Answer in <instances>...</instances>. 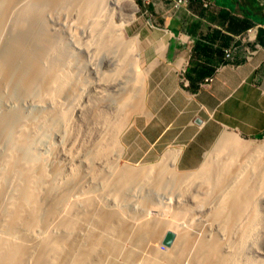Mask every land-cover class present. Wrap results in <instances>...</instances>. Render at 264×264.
I'll list each match as a JSON object with an SVG mask.
<instances>
[{"label": "bare ground", "instance_id": "1", "mask_svg": "<svg viewBox=\"0 0 264 264\" xmlns=\"http://www.w3.org/2000/svg\"><path fill=\"white\" fill-rule=\"evenodd\" d=\"M53 2L55 4L56 2L66 3L68 7L66 9L74 10V13L70 14L73 15V19L69 21L67 28L68 36L74 42H69L72 48L76 47L78 49L79 54L87 56L91 55V49L108 48L110 36L114 40V34L117 39V41L115 40L116 44H121L123 37L120 27L130 22L133 19L134 11H136V5L132 0H56ZM51 5L50 0H0V32L6 34V41L9 43L7 47H1L3 50L0 52V264H74L78 256V264H100L116 249L112 231L113 233L119 231L123 226V229L128 231L133 228L132 225L138 220L135 216L124 213V209L127 207L125 204L133 198H137L135 194L137 190L135 189L138 186L140 187L143 184L145 188L152 190L154 194L162 193L165 199L168 200L167 203H176L182 200V195L176 193V189L171 185L172 182L173 185L189 182L192 176L163 179L162 173L164 172L163 167H165L163 165L156 169L140 168L137 170L117 169L115 166H108L106 172L98 177V185L102 190L100 197L103 199L100 200L99 204L101 215L97 213V204L90 201L87 204L88 210L84 205L82 206L87 210L89 218L86 217L87 215H83L80 216V220H74V217H77L80 213L79 204L81 202H77L74 206H66L67 198L72 190L68 179L72 180L70 178L66 179L62 169L54 161L55 150L52 148L50 140L46 141L47 139H44V136L46 133L52 132L57 135L58 131L63 132L67 125L66 113L71 111L72 108L78 109V89H80L78 85L81 86L78 83V76L81 69L76 67L68 70L67 60L66 62L62 59L50 61L49 58L48 61L42 60L47 51L41 50L40 47L49 48V46H52L51 44H38L39 51L30 52L21 43L24 39L22 38L24 36L21 37V32L30 22H34L33 17L35 16L33 15L43 16L44 13L46 14L45 10L47 11ZM80 15L85 16L81 17ZM78 21L84 23L82 24L84 25L83 28L82 25L78 26ZM7 36L11 40H7ZM126 42L130 43L129 40H126ZM111 47L114 48L113 45ZM111 47L109 46V48ZM116 50L114 54L112 51V55L107 58V63L111 68L106 71L111 72L113 70L114 72H112L115 73L119 70L118 66H123L120 65L121 63L129 61L127 57L124 58L125 52L119 53ZM131 57L130 60L133 59L132 55ZM54 64L58 67L53 68L51 65ZM106 73L101 72L105 79H108L105 76ZM115 74L114 77H116ZM98 77L100 81L101 78H104L100 75ZM82 81L84 82V80ZM118 85L121 86V83H118ZM80 91L83 90L80 89ZM117 93V95H120V90ZM81 94L82 92L79 97L82 96ZM123 100L121 99V101ZM124 104L125 101H123ZM127 110H131V106H128ZM240 148L241 146L232 136L222 135L215 150L218 152L226 151V159L229 162V160L237 158L233 154ZM243 159L244 162L241 161L240 163L242 174L237 173V175L239 177L246 175L245 179L247 180H237L239 183L236 182L240 186L247 185L248 182L252 181V177L262 176L264 173L253 171L255 157L252 154L241 158V160ZM227 162L220 165L211 164L215 167L213 169L215 177L223 174ZM207 167H209L208 161L204 163L202 168L206 169ZM95 170L97 171V169ZM100 170L97 172H100ZM74 177L75 175L72 179ZM258 177L260 178V176ZM126 178L135 180L137 178V181H132L134 184L131 182L130 185H127L130 179L127 180ZM90 180H87L88 187L93 185L92 182L90 184ZM77 182L76 184H78ZM88 187L86 185V188ZM243 187L234 188V190L240 192L244 190ZM104 192L107 194L105 195ZM184 200H186V197ZM140 204L144 205L143 201ZM238 213V211L229 210L227 215L235 217ZM139 214L145 217L149 215V210L147 209ZM255 215L254 212L253 216ZM96 216H99V218H96ZM232 218L209 219L207 214L197 213V215L192 214L185 219L183 225H179L186 232H195L199 240L204 233H214L209 242L199 241L198 244H195V248L201 250L206 257L202 264L206 262L209 264H261L262 259H259L257 254L264 256V251H257V248H253L257 251H255L257 254L254 258L250 257L251 252H249L251 248L249 234L252 230H255L253 226V220L255 219H248L250 217H246V219H241L242 217L240 219ZM77 222L81 226L84 225L85 236H81L80 233L74 235L73 229L81 227L80 225L74 227ZM257 222H260V219ZM226 224L232 225L229 230L233 232L227 231L224 226ZM174 235L173 241L176 237L175 233ZM73 240H76L77 243L72 244ZM120 253L118 252V254Z\"/></svg>", "mask_w": 264, "mask_h": 264}, {"label": "rangeland", "instance_id": "2", "mask_svg": "<svg viewBox=\"0 0 264 264\" xmlns=\"http://www.w3.org/2000/svg\"><path fill=\"white\" fill-rule=\"evenodd\" d=\"M53 1L56 0H50L52 5L50 6L49 9H47V11L45 10L46 14L44 13L43 16H39L37 14L33 15L35 16L33 17L34 22H30L25 27V29L22 30L23 32H21V37L24 36L22 38L25 39V40L22 39L21 43H23L25 46L23 44L22 45L26 47V49L29 50L30 52L39 51L40 48L43 51H47L44 59L42 58V60L46 61L49 58L50 61L54 59H62V61L66 62L67 60L66 65L68 64L67 65L68 70L69 69L72 70L73 68L75 69L76 67H79L81 69L79 70L80 72L78 76L79 78L78 83L81 86L78 85V87H80V89L83 91H80V89H78L79 90L78 109L72 108L71 111L66 113L67 125L63 132L58 131L57 135L56 133L54 134L52 132L46 133L44 136V139L45 138L47 139L46 141L50 140L51 146L55 150L54 161L60 166L64 175H66V179L70 178L72 180L70 181L68 179V182L71 184L72 190L70 192L69 197L67 198L66 206L67 207L74 206V204L76 205L77 202L80 201L81 202V204H79L80 213L77 217H74L75 218L74 220H80V216L87 215V210L89 209L87 204H89L90 201L95 202L97 204L96 207L97 213L98 215H101L99 204L101 202L100 200L102 199L100 197L102 190L98 185V177L106 172V168L108 166H115V168L117 169H131V170H137L140 168L156 169L159 166H162L161 164L163 163H157L151 165L129 164L126 161L120 159L119 156L118 136L121 130L124 128V126L127 125L128 121L133 117V115L136 112L135 109L137 107V102H138L137 92L141 91L140 82L143 78L142 76L144 75L143 66L137 63L139 56L138 53L140 51L138 45H139V40L141 39V37L137 35V31L134 30V27H136L134 23V19H135V13L137 11V7H136V11H134L133 19L130 22L125 23L120 27V31L123 37L122 40L123 41L125 40L124 42L121 41L122 45L116 44L115 40L117 41V39L115 38L116 35L114 34L113 35L114 40H112L113 37L110 36V40L107 46L108 48L103 47L104 49H102L98 47L97 49H91V53H90L91 57H90L84 54L83 55L79 54L77 52L78 49L76 47L73 48L71 47V43L74 41L70 40L68 36L69 33L67 28L69 25V21L73 19V15L70 14L74 13V10L66 9L67 7L66 3L56 2L55 4V2ZM80 16L83 17L85 15L83 16L80 15ZM37 19L39 20L37 21ZM82 24L84 23L81 21L79 22L78 26L80 27ZM83 26L84 25H82V28ZM5 35L6 34L0 32V52L3 50L2 48H4V46L7 47V45L9 44L8 41H6ZM35 37L37 38L35 39ZM39 38H41V40H39ZM9 39L11 40V38L7 36V40ZM126 40H129L131 45L130 43L128 44ZM69 41H71V43ZM80 41L82 42L83 39ZM110 42L112 43L110 44ZM118 42L120 43V41ZM38 44H45V45L51 44L52 46L51 47L49 46V48H45V47L39 48L37 47ZM67 45L70 46L71 48L70 47L67 48L68 47ZM112 45L114 46V48L111 47ZM109 46L111 48H109ZM94 50L97 51L95 52ZM115 50L116 52L119 53L125 52L124 58L127 57L129 60L128 62L124 61L123 63H121L120 65H123L122 67L118 66V69L119 70L121 69L122 71L117 70L115 71L116 74L113 73L114 72L113 70H111V72L113 71L112 73L110 71H106V70H110L109 68H111V66L109 67V64L107 63V58H109V56L112 55V51L114 54ZM119 50L122 52H120ZM131 55L133 56V59L135 58L134 61L133 59L130 60L132 58ZM133 65L135 66L134 68L132 67ZM51 66L53 68L58 67L56 66V64ZM101 72L102 73L107 72L108 74L106 73L105 76L108 79H105L104 75L101 74ZM95 74L97 77L95 76ZM114 74L116 77H114ZM98 75L104 77L103 78L104 80L100 77L102 82L100 81ZM96 78H98L99 80ZM111 78L112 79L115 78V79L112 80ZM79 80L81 81V83ZM82 80H84V82ZM105 80H107L108 82ZM99 81L100 83H98ZM118 83L119 84L121 83V86H119ZM114 84H116L115 86H117V88L113 86ZM130 84H132L133 86ZM123 86L124 88H122ZM125 88L129 90L127 91L125 90ZM119 90H120V95H117L118 94L117 91ZM79 92L80 93L82 92L81 94L82 96L80 97H79L80 94ZM121 92L123 93V95ZM121 99H124L123 100L125 101L124 105ZM121 105L124 106L123 107L124 109L122 108ZM128 106H131V110H127ZM113 108L115 109L114 111ZM229 135L232 136L239 143L240 146L243 145L245 146L246 144L245 141H242L241 139L237 138L232 133H229ZM233 155H236L237 158L232 159L231 161L229 160V162H227L226 151L215 153L214 154L215 157L213 159H210V161L208 162L209 167H207L206 169L202 168L201 170L191 173H181L178 172L176 169L165 165V167H163L164 172L162 173L163 179H168L170 177H183L187 175L190 176L192 175L189 182L187 181L188 183L184 182L173 185L172 182L171 185L173 188L176 189V193L182 195V200H179V202L176 203L173 202L167 203L168 200L165 199L162 193L158 192V194L156 193L154 194L152 190L145 188V185L143 184H141L140 187L138 186L135 189L137 190V192L135 193L137 198L136 199L133 198L131 201H129V203H126L125 205L127 207H125L124 209L125 214H128L130 216H135L138 220H136V222L132 225L133 228H130V230L128 231L123 229L124 226L119 231H115L114 233L112 231L113 237L115 238L114 243L116 244L115 246L116 249L114 250L113 254H111L107 259L102 261L100 264H202V262L205 261L206 257L201 252V250L195 248V244H198L199 241L209 242L213 237L214 233L213 234L209 232L204 233L203 237L199 240L196 237L195 232L194 233L186 232L183 230L182 227H180L181 225H183L185 219H187L192 214L197 215V213L198 214L205 213L207 214V217L209 219H219V218L231 219L232 217L235 219H240L241 217H242L241 219L244 218L246 219V217L247 218L250 217L248 219H255V220L257 219L256 221L253 220L254 223L253 226L255 230H252L251 233L249 234L250 236L249 244H251L250 245L251 248L249 249V252H251L250 254L251 256L250 255L249 256L253 258L256 257L255 256V254H257L255 253L256 250L264 251V217H263L264 216V204H263L264 173L262 174V176L258 175L260 176V178L258 176L252 177L251 180L253 182L250 180L251 182H248L247 185L246 184L241 185L242 187L245 186L243 187L244 188L243 191L238 192V190H234V188H242L240 184H238L239 180H247V179H245L246 175L241 176L242 178L237 175V173L242 174L240 163L241 161L244 162V159L241 160L240 158L241 156L240 150L234 152ZM225 162H227L226 163L227 167L226 169H224L223 174L219 176L220 178L215 177V174H213L214 173L213 169H215V167H213V165L211 164L220 165ZM84 164H86L87 166L85 167ZM101 166H103L102 169ZM95 169H97V171L100 169L101 170L100 172H97ZM94 170L96 173L93 172ZM201 171L202 173H200ZM253 171L260 172L261 170L254 166ZM87 172L88 174H86ZM74 175L75 177L74 179H72ZM126 177L128 176L126 175ZM126 179L128 180L130 178H126ZM233 179L235 181H231ZM87 180H90V184L93 183V185H90L91 187L90 186L88 187ZM132 181H137V178L136 180L133 178L128 180L127 185H130ZM76 182L79 185L76 184ZM132 184H134V182H132ZM75 185L76 187H74ZM83 185L85 186V188ZM86 185L88 188H86ZM104 194L106 195L107 193L104 192ZM73 197L74 199H72ZM185 197L186 200H184ZM142 201L144 205L140 204V202L142 203ZM83 205L87 210H85V208L82 207ZM176 205L179 206L177 207ZM147 209L149 210V215L143 217L139 214ZM229 210H232L234 212L238 211L239 213L235 217L228 216L227 213L229 212ZM254 212L256 213L255 216H253ZM88 216L89 214L86 217ZM97 217L99 218V216H96V218ZM259 219L260 222H257L259 221ZM79 225L81 226V224L77 222L76 226L74 227H78ZM257 225L258 227H256ZM224 226L227 229V231L233 232L229 230V227H232V225L226 224ZM167 230L172 231L176 234L175 240L168 247L164 246L162 243V240ZM73 232L74 235H79L80 233L81 236L82 235L85 236L84 225H82L78 229H73ZM76 240L78 241L77 238ZM76 240H73L71 243L76 244L77 243ZM252 245L255 246L253 247ZM253 248L254 249L257 248V249L253 250ZM118 252L121 253L118 254ZM257 255L259 259H262L261 264H264V256L259 253ZM78 263H79V256L77 257V260L74 264H78ZM205 264H209V263L206 262Z\"/></svg>", "mask_w": 264, "mask_h": 264}, {"label": "crops", "instance_id": "3", "mask_svg": "<svg viewBox=\"0 0 264 264\" xmlns=\"http://www.w3.org/2000/svg\"><path fill=\"white\" fill-rule=\"evenodd\" d=\"M133 2L144 75L136 112L118 136L120 159L191 173L232 133L246 143L240 158L252 154L264 172V30L240 39L264 25V0Z\"/></svg>", "mask_w": 264, "mask_h": 264}, {"label": "built area", "instance_id": "4", "mask_svg": "<svg viewBox=\"0 0 264 264\" xmlns=\"http://www.w3.org/2000/svg\"><path fill=\"white\" fill-rule=\"evenodd\" d=\"M175 2L176 5H180L186 2V0H173ZM204 6H206V4H204ZM263 29L264 30V25H260V24H255L251 27H249L247 30H245L242 35H240V39L242 40H246V41H252L255 37L256 34L258 32L259 29ZM225 56L228 57L229 56V50H225L224 51ZM251 51H248L247 54H251ZM209 82L210 79H207L206 82Z\"/></svg>", "mask_w": 264, "mask_h": 264}, {"label": "water", "instance_id": "5", "mask_svg": "<svg viewBox=\"0 0 264 264\" xmlns=\"http://www.w3.org/2000/svg\"><path fill=\"white\" fill-rule=\"evenodd\" d=\"M174 233L172 231H166L162 243L164 246L168 247L172 244L174 239Z\"/></svg>", "mask_w": 264, "mask_h": 264}]
</instances>
